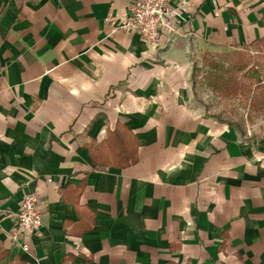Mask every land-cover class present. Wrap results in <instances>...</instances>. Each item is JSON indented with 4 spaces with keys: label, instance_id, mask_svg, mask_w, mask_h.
<instances>
[{
    "label": "crops",
    "instance_id": "1",
    "mask_svg": "<svg viewBox=\"0 0 264 264\" xmlns=\"http://www.w3.org/2000/svg\"><path fill=\"white\" fill-rule=\"evenodd\" d=\"M135 1L0 0V264H264V134L207 116L190 82L199 50L264 37V0H171L158 47L106 35ZM116 130L124 168L103 162ZM28 189L43 223L23 252Z\"/></svg>",
    "mask_w": 264,
    "mask_h": 264
},
{
    "label": "rangeland",
    "instance_id": "2",
    "mask_svg": "<svg viewBox=\"0 0 264 264\" xmlns=\"http://www.w3.org/2000/svg\"><path fill=\"white\" fill-rule=\"evenodd\" d=\"M190 82L193 98L202 106L203 112L216 121L229 124L244 132L248 136L264 134V110L260 111L253 106V97L260 94L264 97L262 89H258L244 78V72L239 73L232 69L234 65L248 64L257 67L264 78V42L247 47L224 48L220 51L201 49L191 59ZM211 65L222 66L234 70V77L248 86L249 91L236 94L224 92L212 86L213 78L209 75ZM250 71V70H249ZM192 73L193 81H192ZM252 91L255 95L252 96ZM252 134V135H251Z\"/></svg>",
    "mask_w": 264,
    "mask_h": 264
},
{
    "label": "built area",
    "instance_id": "3",
    "mask_svg": "<svg viewBox=\"0 0 264 264\" xmlns=\"http://www.w3.org/2000/svg\"><path fill=\"white\" fill-rule=\"evenodd\" d=\"M175 20L171 0H136L125 17L114 18L109 15L104 21L109 26L106 33L108 37L120 30L131 31L137 33L146 45L158 47L161 37L173 40L176 33ZM25 187L29 188L30 182ZM38 204L35 191L28 189L24 191L19 208L14 214L10 239L23 252L28 251V245L23 239L32 236L43 223Z\"/></svg>",
    "mask_w": 264,
    "mask_h": 264
},
{
    "label": "trees",
    "instance_id": "4",
    "mask_svg": "<svg viewBox=\"0 0 264 264\" xmlns=\"http://www.w3.org/2000/svg\"><path fill=\"white\" fill-rule=\"evenodd\" d=\"M264 24V20H263ZM264 37L260 39H256L251 43H248L249 46L263 43ZM248 45L242 46L247 47ZM232 69H235L237 72L242 73L244 72V78L247 79L249 82H252L255 88L262 89V92L264 93V78L261 75V72L257 69V67H249L248 70V64H241V65H234ZM234 70L226 69L222 66L217 65H211L209 75L213 78L212 86L216 89H220L224 92H230L233 94H236L237 92L244 93V90L249 91L248 86L241 81H238L236 77H234ZM194 74L192 73V81H193ZM255 95V92L252 91V96ZM253 106L257 107L256 109H259L260 111L264 110V97H260V94H257L253 97ZM112 137L109 138L110 141L118 140L119 143V150L116 151L117 153L115 155L111 156V160L109 162L103 161L106 165H115L120 168H124L129 166L130 164L134 163L136 156H135V150H136V143L134 140L128 141L125 139V133L121 131H114L111 134ZM97 157H101L98 153L93 155H90L91 163L94 166H98L99 162ZM101 159V158H100ZM100 161V160H99ZM107 162V163H106Z\"/></svg>",
    "mask_w": 264,
    "mask_h": 264
}]
</instances>
